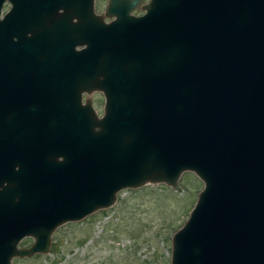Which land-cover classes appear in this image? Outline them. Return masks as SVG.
Masks as SVG:
<instances>
[{"label": "water", "instance_id": "95a60500", "mask_svg": "<svg viewBox=\"0 0 264 264\" xmlns=\"http://www.w3.org/2000/svg\"><path fill=\"white\" fill-rule=\"evenodd\" d=\"M140 3L108 0L116 19L91 33L101 115L33 58L18 64L25 86L0 85V111L25 106L36 135L0 158V264L47 253L57 227L123 189L179 190L184 172L203 187L172 235L170 264H264V0H148L131 14ZM6 51L0 40V68Z\"/></svg>", "mask_w": 264, "mask_h": 264}, {"label": "flooded vegetation", "instance_id": "af4514ba", "mask_svg": "<svg viewBox=\"0 0 264 264\" xmlns=\"http://www.w3.org/2000/svg\"><path fill=\"white\" fill-rule=\"evenodd\" d=\"M24 1L13 4L12 0H3L0 6V27L4 32L0 40L7 46L5 62H2L4 67L0 68V85L25 86L26 76L18 64L21 62L25 66V57H28L35 60L32 63L36 67L48 65L51 68L52 85L58 89L80 91L81 103H104L102 88L92 83L103 76L89 73L91 33L101 34L103 25L116 19L117 15L108 14V4H100L98 0H92V5L90 0H37L34 4ZM136 7L142 10L136 11ZM144 11L140 3L130 13L141 15ZM12 43L19 45L18 51L9 50ZM33 118L36 122L35 112ZM30 119L31 111L27 112L25 106H12L9 100L4 103V109L0 111V145L6 148L0 151L4 152L0 158L17 157L16 152L22 150L25 142L36 137L35 133L28 135ZM3 167L0 162V195L6 186ZM32 243L33 239L26 237L17 247L29 248ZM38 254L45 253L34 255Z\"/></svg>", "mask_w": 264, "mask_h": 264}, {"label": "rangeland", "instance_id": "374dc122", "mask_svg": "<svg viewBox=\"0 0 264 264\" xmlns=\"http://www.w3.org/2000/svg\"><path fill=\"white\" fill-rule=\"evenodd\" d=\"M92 105L101 115L103 103ZM178 185L179 190L163 183L123 189L110 207L57 227L47 253L14 258L12 264H170L172 235L203 187L192 172L182 173Z\"/></svg>", "mask_w": 264, "mask_h": 264}]
</instances>
